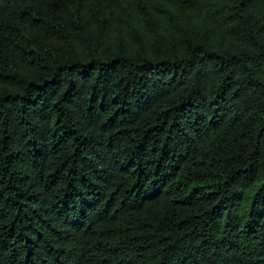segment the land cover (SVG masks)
Wrapping results in <instances>:
<instances>
[{"label": "trees", "instance_id": "16d2710c", "mask_svg": "<svg viewBox=\"0 0 264 264\" xmlns=\"http://www.w3.org/2000/svg\"><path fill=\"white\" fill-rule=\"evenodd\" d=\"M0 264H264V0H0Z\"/></svg>", "mask_w": 264, "mask_h": 264}]
</instances>
